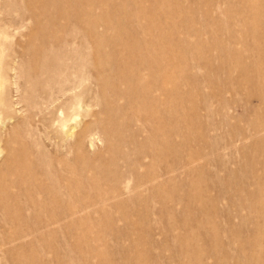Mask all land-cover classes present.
Masks as SVG:
<instances>
[{"label": "rangeland", "instance_id": "rangeland-1", "mask_svg": "<svg viewBox=\"0 0 264 264\" xmlns=\"http://www.w3.org/2000/svg\"><path fill=\"white\" fill-rule=\"evenodd\" d=\"M27 164L80 264H264V0H0L2 185Z\"/></svg>", "mask_w": 264, "mask_h": 264}, {"label": "bare ground", "instance_id": "bare-ground-1", "mask_svg": "<svg viewBox=\"0 0 264 264\" xmlns=\"http://www.w3.org/2000/svg\"><path fill=\"white\" fill-rule=\"evenodd\" d=\"M63 79L68 80L65 75ZM136 81L137 85L147 87L140 77ZM74 121L73 124L77 125L76 119ZM67 134L72 136L73 133L67 131ZM13 155L18 159L19 156ZM29 169L28 164L21 169L15 166L10 169L3 185L0 180V207L8 215L0 223V250L7 248L3 251L0 264H80L78 256H68L64 249L63 227L59 221L51 223L46 219L30 220V216L36 215L38 211L46 214L52 203L49 199L50 188L42 183V176L28 174L31 171ZM32 180L39 181V184L31 186ZM13 190L19 192L14 193ZM56 191L68 193L70 188L63 184ZM41 194L43 198L35 197ZM20 198L23 199L24 207L20 204ZM57 203L60 201L57 200ZM53 239L56 243H53Z\"/></svg>", "mask_w": 264, "mask_h": 264}]
</instances>
